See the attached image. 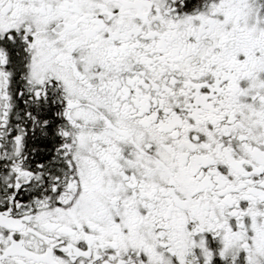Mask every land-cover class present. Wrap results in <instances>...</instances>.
Returning <instances> with one entry per match:
<instances>
[{"label": "snow or ice", "instance_id": "snow-or-ice-1", "mask_svg": "<svg viewBox=\"0 0 264 264\" xmlns=\"http://www.w3.org/2000/svg\"><path fill=\"white\" fill-rule=\"evenodd\" d=\"M0 264H264V0H0Z\"/></svg>", "mask_w": 264, "mask_h": 264}]
</instances>
